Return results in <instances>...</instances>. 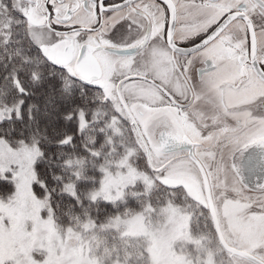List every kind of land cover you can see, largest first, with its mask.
<instances>
[{"label": "snow or ice", "instance_id": "6c2138e0", "mask_svg": "<svg viewBox=\"0 0 264 264\" xmlns=\"http://www.w3.org/2000/svg\"><path fill=\"white\" fill-rule=\"evenodd\" d=\"M0 264H264V0H0Z\"/></svg>", "mask_w": 264, "mask_h": 264}]
</instances>
